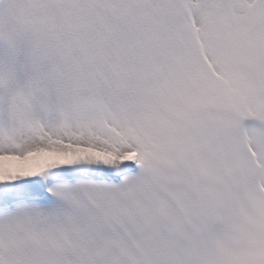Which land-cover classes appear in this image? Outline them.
<instances>
[{
  "label": "snow or ice",
  "instance_id": "obj_1",
  "mask_svg": "<svg viewBox=\"0 0 264 264\" xmlns=\"http://www.w3.org/2000/svg\"><path fill=\"white\" fill-rule=\"evenodd\" d=\"M0 264H264V0H0Z\"/></svg>",
  "mask_w": 264,
  "mask_h": 264
}]
</instances>
